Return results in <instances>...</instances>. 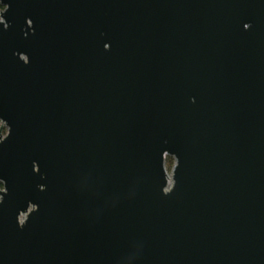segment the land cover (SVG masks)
<instances>
[{"label": "water", "instance_id": "1", "mask_svg": "<svg viewBox=\"0 0 264 264\" xmlns=\"http://www.w3.org/2000/svg\"><path fill=\"white\" fill-rule=\"evenodd\" d=\"M0 5V264H264V0Z\"/></svg>", "mask_w": 264, "mask_h": 264}, {"label": "rangeland", "instance_id": "2", "mask_svg": "<svg viewBox=\"0 0 264 264\" xmlns=\"http://www.w3.org/2000/svg\"><path fill=\"white\" fill-rule=\"evenodd\" d=\"M1 124V123H0ZM7 131V128L4 127L3 130H2V134L4 135ZM174 158L173 157H169L167 160H166V168L168 170V173L171 174V171H172V168H173V165H174Z\"/></svg>", "mask_w": 264, "mask_h": 264}, {"label": "trees", "instance_id": "3", "mask_svg": "<svg viewBox=\"0 0 264 264\" xmlns=\"http://www.w3.org/2000/svg\"><path fill=\"white\" fill-rule=\"evenodd\" d=\"M2 9V6L0 5V10ZM169 158V157H168ZM167 158V159H168ZM3 187L2 183L0 182V189Z\"/></svg>", "mask_w": 264, "mask_h": 264}, {"label": "flooded vegetation", "instance_id": "4", "mask_svg": "<svg viewBox=\"0 0 264 264\" xmlns=\"http://www.w3.org/2000/svg\"><path fill=\"white\" fill-rule=\"evenodd\" d=\"M1 6H2V5H1ZM2 8H3V6H2ZM1 10H2V9H1ZM1 10H0V11H1Z\"/></svg>", "mask_w": 264, "mask_h": 264}]
</instances>
